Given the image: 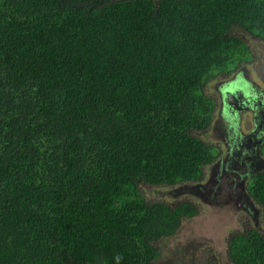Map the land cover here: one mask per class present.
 Returning a JSON list of instances; mask_svg holds the SVG:
<instances>
[{
	"label": "trees",
	"instance_id": "1",
	"mask_svg": "<svg viewBox=\"0 0 264 264\" xmlns=\"http://www.w3.org/2000/svg\"><path fill=\"white\" fill-rule=\"evenodd\" d=\"M248 34L264 0H0V264H162L199 206L140 188L204 180V86ZM248 192L231 264H264V168Z\"/></svg>",
	"mask_w": 264,
	"mask_h": 264
},
{
	"label": "flooded vegetation",
	"instance_id": "2",
	"mask_svg": "<svg viewBox=\"0 0 264 264\" xmlns=\"http://www.w3.org/2000/svg\"><path fill=\"white\" fill-rule=\"evenodd\" d=\"M258 53L259 51L255 52L248 47V54L244 59L237 60L227 70L214 73L206 83L209 87H214L216 94L215 97L208 95L213 100L214 111L207 132H210V138L215 141L213 146L216 147L217 157L227 155L228 161L217 176H214L215 183L208 186L211 190H205L201 200L210 205L231 206L235 212H243L255 226L259 225V209L248 192V183L257 173H252L258 163L255 150L258 147L261 149L264 144V125L260 130L256 128V117L264 115V81L254 75L252 69L247 68V63L253 60L258 62ZM230 92L237 96V103L232 104L233 108L225 105V95ZM262 120L264 121V116ZM212 170L208 168V177ZM206 179L207 176L204 180Z\"/></svg>",
	"mask_w": 264,
	"mask_h": 264
},
{
	"label": "rangeland",
	"instance_id": "3",
	"mask_svg": "<svg viewBox=\"0 0 264 264\" xmlns=\"http://www.w3.org/2000/svg\"><path fill=\"white\" fill-rule=\"evenodd\" d=\"M245 40L248 47L255 50V52L259 51L256 54L258 62L254 60L248 62L247 68L252 69L254 75L264 81V39L248 34L245 35ZM237 60L236 57L232 63ZM232 63L228 66L231 67ZM216 72L218 71L214 69L213 74ZM204 92L207 95H213V97L216 95L214 87H209L208 84ZM203 138L212 142V144L215 143L210 138V132H207ZM174 187L144 184L141 186L140 192L149 201L165 200L171 202L174 198L170 191L172 192ZM181 196L174 197H178L176 201L181 198L195 200L199 206V212L190 218L184 219L176 234L164 238L159 243L160 257L158 261L162 264H214V262L231 264L227 256L228 237L235 230L253 224L252 220L247 219L243 212H235L231 206L210 205L207 201H201L202 199L199 196L197 198L187 195ZM256 208H258V205H256ZM258 222L260 228L263 229L260 211Z\"/></svg>",
	"mask_w": 264,
	"mask_h": 264
},
{
	"label": "water",
	"instance_id": "4",
	"mask_svg": "<svg viewBox=\"0 0 264 264\" xmlns=\"http://www.w3.org/2000/svg\"><path fill=\"white\" fill-rule=\"evenodd\" d=\"M236 98L237 96L235 95V93H231V92L226 93L225 95L226 107L233 108L232 104L237 103ZM260 112H262V110ZM263 116L264 115L261 114V117L260 116L256 117V128H259V130L262 124L264 125V121L262 120ZM226 156L227 155H225L224 157H219L216 161H214L213 163L209 165V168L213 170L211 171V174L209 175V177L207 176L206 180H203L197 183H182V184L176 185L173 188V191L172 192L170 191V194L172 193L173 197L179 196V195L181 196V195L190 194L193 196H200V198L202 199V197H204L203 196L205 193L204 191L211 190L208 188V186L210 184L215 183L214 176H217V173L221 170V168L227 164L228 160H226ZM232 156H233L232 158H234L235 154H233ZM255 156L258 160V163L256 165V168L252 170V173L259 172L263 170L264 168V157L261 154L260 147H258L255 150Z\"/></svg>",
	"mask_w": 264,
	"mask_h": 264
},
{
	"label": "clouds",
	"instance_id": "5",
	"mask_svg": "<svg viewBox=\"0 0 264 264\" xmlns=\"http://www.w3.org/2000/svg\"><path fill=\"white\" fill-rule=\"evenodd\" d=\"M262 154V153H261ZM263 156V155H262ZM264 157V156H263ZM194 197H197V196H194ZM200 197V196H199Z\"/></svg>",
	"mask_w": 264,
	"mask_h": 264
}]
</instances>
